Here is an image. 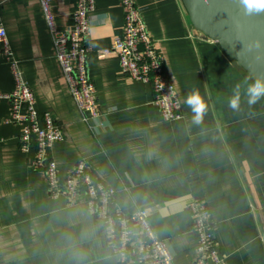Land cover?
Instances as JSON below:
<instances>
[{
  "label": "crops",
  "instance_id": "0c3cea01",
  "mask_svg": "<svg viewBox=\"0 0 264 264\" xmlns=\"http://www.w3.org/2000/svg\"><path fill=\"white\" fill-rule=\"evenodd\" d=\"M0 1L37 109L51 111L65 133L51 148L62 176L84 159L94 180L117 189L115 202L126 214L135 204L149 207L175 264L197 258L189 203L204 199L227 263L264 264V98L249 106L242 85L239 109L229 107L234 86L256 78L192 24L182 0H136L181 98L182 117L172 121L161 115L149 83L124 74L115 53L99 54L122 33L121 0H96L92 13L87 42L95 116L78 109L62 77L40 1ZM75 6V0L52 1L59 28L74 24ZM13 87L0 43V92ZM193 91L206 105L200 123L185 103ZM9 109L0 97V264H118L106 221L84 201L52 196L45 173L30 166L36 148L21 151L20 126L7 120Z\"/></svg>",
  "mask_w": 264,
  "mask_h": 264
},
{
  "label": "built area",
  "instance_id": "2783aa9c",
  "mask_svg": "<svg viewBox=\"0 0 264 264\" xmlns=\"http://www.w3.org/2000/svg\"><path fill=\"white\" fill-rule=\"evenodd\" d=\"M39 1L62 77L78 109L95 116L96 87L89 74L88 56L92 47L87 42V36L92 26L96 0H75L74 24L65 29L57 26L53 0ZM121 4L125 13L122 33L114 37L111 47L99 51L100 56L115 53L124 74L152 86L154 102L160 107L164 119L172 121L181 118V98L168 78L164 56L152 38L141 8L136 0H121ZM0 43L14 77L13 89L0 92V97L10 102L7 120L20 126L18 140L22 152L27 153L35 146V154L29 163L34 169L45 173L50 194L56 197L65 193L70 204L84 201L92 213L106 221L107 242L118 264H175L169 244L158 237L150 222L149 207L135 204L132 211L126 214V210L115 202L117 189L94 180L84 159L75 163L64 176L60 174L51 148L54 143L65 139V133L51 111L40 113L37 109L36 95L10 43L1 1ZM90 116L85 119L88 120ZM123 189L130 191L131 185L124 184ZM189 210L198 238L195 248L197 258L193 264H228L219 251L216 227L206 201L192 199Z\"/></svg>",
  "mask_w": 264,
  "mask_h": 264
},
{
  "label": "water",
  "instance_id": "95a60500",
  "mask_svg": "<svg viewBox=\"0 0 264 264\" xmlns=\"http://www.w3.org/2000/svg\"><path fill=\"white\" fill-rule=\"evenodd\" d=\"M192 24L238 64L264 80V12L248 15L240 0H182Z\"/></svg>",
  "mask_w": 264,
  "mask_h": 264
},
{
  "label": "clouds",
  "instance_id": "9594fccd",
  "mask_svg": "<svg viewBox=\"0 0 264 264\" xmlns=\"http://www.w3.org/2000/svg\"><path fill=\"white\" fill-rule=\"evenodd\" d=\"M240 4L244 12L248 15L264 12V0H240ZM249 80H253V78L250 76L246 77L242 83H237L234 86L233 95L228 101L229 107L232 109H239L242 85H246L245 95L247 96V103L249 106L256 104L261 98H264V80L257 78L254 79L252 83H249ZM185 103L194 113L193 121L195 123H200L206 111V105L199 93L193 91L188 95Z\"/></svg>",
  "mask_w": 264,
  "mask_h": 264
}]
</instances>
